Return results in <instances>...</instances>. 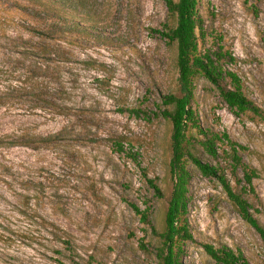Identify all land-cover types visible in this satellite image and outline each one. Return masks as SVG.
Masks as SVG:
<instances>
[{
  "label": "rangeland",
  "instance_id": "1",
  "mask_svg": "<svg viewBox=\"0 0 264 264\" xmlns=\"http://www.w3.org/2000/svg\"><path fill=\"white\" fill-rule=\"evenodd\" d=\"M73 1L82 3L83 23L93 28L54 39L36 32L43 23L30 14V2L0 0V264H156L159 237L128 202L148 205L151 225L163 229L170 123L154 113L160 96L178 94V86L175 47L155 29L174 20L162 0ZM197 11L198 49L230 52L234 60L223 67L264 112V0H198ZM191 108L203 128L246 147L241 158L257 177L254 194L243 197L264 212V120L249 111L234 114L199 75ZM187 136L189 150L219 166L234 186L221 156L202 150L194 128ZM114 139L135 160L114 151ZM217 145L218 152L225 147ZM186 166L191 239L183 245L184 264H214L203 243L227 245L249 264H264V244L217 180ZM143 172L155 179L160 197ZM254 215L264 226L262 215Z\"/></svg>",
  "mask_w": 264,
  "mask_h": 264
},
{
  "label": "trees",
  "instance_id": "2",
  "mask_svg": "<svg viewBox=\"0 0 264 264\" xmlns=\"http://www.w3.org/2000/svg\"><path fill=\"white\" fill-rule=\"evenodd\" d=\"M31 3L30 14L39 23H43L40 30L36 32L47 37L60 39L68 32L85 33L90 31L91 24L87 21V12L81 2L73 0H26ZM166 12L173 17V24H162L161 29H155L166 43L175 47L174 65L176 69V81L178 94L165 93L160 96V103L156 104L154 114L160 115L170 123L168 171L171 179V190L167 199L164 212V226L157 232L151 225L149 206L139 208L138 205L128 202L138 220L148 226L150 232L159 237L160 244L154 248L156 264H184L182 260L183 245L185 240L191 239L188 224L185 218L188 203V182L190 178L187 162L191 163L199 172L207 177H214L220 184L227 199L233 204L236 212L249 226L258 234L264 244V226L258 221L254 214L260 213L264 218V212L249 203L243 194H254L252 180L257 177V170L245 163L240 152L246 147L238 144L227 136L225 132L211 131L203 128L196 113L191 108L193 98L194 78L202 76L217 89L218 94L234 114L249 111L264 120V112L246 97L242 89V82L235 72L224 68V62H233L230 52L218 47L216 50L198 49V39L203 37L201 19L198 15V0H162ZM57 3V6H53ZM82 15L77 16L76 13ZM79 15V14H78ZM56 58H60L61 50L54 49ZM40 52L48 53L43 47ZM223 62V63H222ZM226 79V85L220 82ZM0 100V104H1ZM194 128L200 138L198 145L212 158L221 156L226 163L229 174L234 181L230 184L222 169L216 165H209L195 156L189 150V139L187 130ZM34 136V135H33ZM3 137H7L4 135ZM49 136H35L37 141H45ZM123 140H112V148L116 152H123L135 160V153L126 151L122 144ZM0 142L2 139L0 138ZM218 143H223L224 148L218 152ZM27 143L24 141L10 140L5 142ZM148 188L152 190L155 197L161 196V191L154 178L142 173ZM64 243H67L64 240ZM203 251L214 264H249L247 259L239 250H233L227 245L217 247L209 243L202 244ZM59 253V251H57ZM57 264H66L56 260Z\"/></svg>",
  "mask_w": 264,
  "mask_h": 264
}]
</instances>
